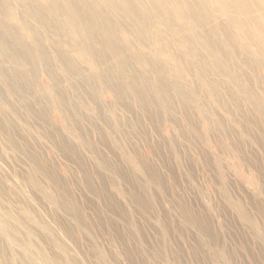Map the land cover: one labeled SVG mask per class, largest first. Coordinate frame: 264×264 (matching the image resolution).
<instances>
[{
    "label": "rangeland",
    "instance_id": "374dc122",
    "mask_svg": "<svg viewBox=\"0 0 264 264\" xmlns=\"http://www.w3.org/2000/svg\"><path fill=\"white\" fill-rule=\"evenodd\" d=\"M66 27L60 28L63 35ZM50 39L44 44L52 54ZM237 45L233 56L239 51L245 57L230 59L229 67L254 98L234 83L231 88L208 65L185 78L177 66L145 50L151 71L127 46L126 60L140 68L136 78L145 77L155 94L158 87L173 96V106L155 103L146 109L124 85L110 87L100 79L93 84L90 74L98 70L84 61L77 60L75 75L55 60V79L45 62L26 59L32 82L23 77L20 83L28 84V95L48 92L49 78L55 79L77 128L64 127L65 115L51 95L52 101L44 94V103L52 138L38 134L41 123L30 113L26 139L41 152L47 173L0 136V264L43 261L40 251L19 247L3 210L18 216L22 237L27 236L22 226L32 229L34 243L57 264H69L70 258L77 264H264V58L250 53L248 59L242 43ZM30 50L34 53L35 43ZM156 76L162 87L155 85ZM179 84L190 94L188 104L176 98ZM16 88L10 96L4 82L0 92L11 100L26 98ZM0 116L19 127L9 106L3 104ZM79 133L86 143L79 142Z\"/></svg>",
    "mask_w": 264,
    "mask_h": 264
},
{
    "label": "bare ground",
    "instance_id": "6f19581e",
    "mask_svg": "<svg viewBox=\"0 0 264 264\" xmlns=\"http://www.w3.org/2000/svg\"><path fill=\"white\" fill-rule=\"evenodd\" d=\"M1 12L4 14L0 15V85L4 82L8 84L10 96L16 95V87L25 90L27 95L26 98L21 96L11 100L0 92V110L3 104L9 106L14 120L17 123L19 120V127L16 124L14 128L8 118L0 116V136L6 138L15 148L21 147L39 172L45 169L47 173L48 164L44 162L39 149L30 144L26 136L31 135L28 124L31 113L36 115L41 123L38 134L43 138H52L46 129L48 106L44 103V94L47 100L52 101L49 97L51 95L58 102L56 108L60 114L65 115L63 122L66 126L64 123L63 126L67 129L77 128V125L75 127L72 124L77 119L71 116V109L67 111L65 108L68 102L64 103L66 97L61 94V88L55 80V60L60 63L62 70L75 75L77 60L90 64L98 70L97 74H90L93 84L100 79V82L107 83L110 87L124 85L136 94V100L141 102L145 109L155 103L156 106L161 103L166 107L173 106V96L158 87L155 94V91L150 90L151 86L145 77L139 75L140 78H136V72L140 68L132 67L126 60L127 46L135 50V59H141L139 65L148 67L151 71H154L155 67L148 65L144 60L149 59L145 57V50L152 51V59L172 63L174 68L177 66L181 72H185L181 75L185 78L196 71L203 73L208 65L213 68L212 72L222 77L231 88L234 83V86L243 92L247 91V96L255 97L248 91V85L243 84L241 77H233L229 61L245 57L239 51L233 56V52L237 51L236 47H239L237 43H242L248 59H253L250 53L257 58H264V0H0V14ZM65 25L69 31L63 35L60 28ZM46 36L51 38L49 48L53 50L52 54L44 44ZM32 42L35 43L36 50L34 53L32 50L27 53V48L29 49ZM63 43L68 45L65 51L61 48ZM32 56L45 62L47 70H50L48 73H52L55 79L49 78L48 92H30L29 96L28 84L24 87L20 82L30 70L26 59ZM3 60L11 64L9 69L3 64ZM8 70L15 75L9 76L6 73ZM118 71L121 75L116 76ZM26 79L32 82L31 79ZM154 82L160 87L165 84L160 76H156ZM138 84H142V87H137ZM181 86L182 84L176 86V90L181 94L176 98L187 103L190 94ZM94 91L97 93L96 88ZM217 101L219 103V100ZM35 103L39 108L35 107ZM19 111L21 113L18 117ZM66 112L71 118L69 123ZM110 115L111 119L116 117L113 112ZM77 139L80 143L88 141L82 133L77 135ZM68 150L74 153V149ZM3 163L4 159L0 156V164ZM1 214L5 218L6 229L21 249L30 253L40 251L43 255L42 264H57L43 252L39 244L34 243L36 233L32 229L22 226L27 236L22 237L19 234L22 223L16 214L11 210H3ZM23 259L25 262L30 261L26 260L24 255ZM69 264L77 262L70 258Z\"/></svg>",
    "mask_w": 264,
    "mask_h": 264
}]
</instances>
